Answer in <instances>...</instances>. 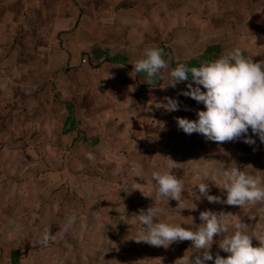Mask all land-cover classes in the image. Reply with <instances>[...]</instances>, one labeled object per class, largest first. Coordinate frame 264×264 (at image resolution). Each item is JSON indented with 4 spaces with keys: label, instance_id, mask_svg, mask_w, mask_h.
I'll use <instances>...</instances> for the list:
<instances>
[{
    "label": "rangeland",
    "instance_id": "1",
    "mask_svg": "<svg viewBox=\"0 0 264 264\" xmlns=\"http://www.w3.org/2000/svg\"><path fill=\"white\" fill-rule=\"evenodd\" d=\"M9 2L8 7H0V35L6 32L8 46L15 47L11 30L19 8L14 0ZM198 9L200 13L202 9L195 10ZM215 9L216 17L209 22L205 21L208 17L197 15L198 21L185 24L184 37L189 42L198 40L197 52L205 51L209 59L205 46L215 42L219 46V50L216 47L218 58L235 48L241 49L245 57L255 60L262 57L264 0H217ZM172 43L174 41L170 40L169 46ZM0 58L5 63L0 71V108L6 113L2 123L7 129L0 131L3 146L0 153L8 165L14 162L17 171L27 169L18 184L23 203L6 204L7 196L3 201L8 210L3 217L9 219V227L14 223L15 207L19 212L24 209L16 217L24 221L22 229L6 236L8 244L3 249L9 254V260L4 262L0 255V264H179L178 260L184 255L194 262L202 251L198 253L193 249L191 241L174 242L167 248L135 242L140 211L156 206L163 210L165 222L181 223L186 229L198 227L202 223L200 212L213 211L221 205L210 203L209 207L207 198L200 196L197 185L205 180V171L223 169L220 168L223 162L229 161L239 169L241 161L247 174H264V164L260 161L264 160V143L251 129L248 135L255 140L253 145L244 143L241 138L226 142L225 147L206 140L210 149L194 148L202 141L199 137L204 136L184 133L176 120L177 117L196 120L197 110H204L203 104L180 94L188 90L190 81L176 87L169 85L170 82L166 86L152 87L135 103H122L115 99L119 91L121 97H125V88L115 79L105 81L97 70L79 72L63 82L46 70L26 69L33 62L41 61L42 56L23 55V72L14 69L15 60L11 55ZM39 65L42 67V62ZM74 79L79 83L75 89L71 81ZM53 80L56 81L52 84ZM201 90H204L202 86ZM131 93L126 92L130 96ZM77 94L79 109L73 107V116L56 110V118L53 117L54 108L60 110L65 106V98L71 102L77 99ZM167 98L179 101L178 111L166 110ZM15 116H18L17 121ZM169 157L177 163L174 169L167 168ZM165 170H171L184 181L181 201L188 209L180 210V215L174 212L178 205L176 200L167 202V198L156 197L151 173ZM137 176H142L143 180ZM136 182L141 183L140 191L131 190ZM214 185L209 188L210 195L226 194L222 185ZM40 201L41 220L37 221L33 212ZM246 206H235L241 214L239 218H247L249 234L255 233L257 238L264 236L262 205ZM70 215H75L76 219L71 228L64 231ZM30 216L34 221L29 223L26 217ZM232 219L227 225L229 235L234 232ZM49 228L56 239L45 246L40 241L44 230ZM225 235L213 237L210 248L213 260L205 264H214L217 253L227 258L228 253L219 247ZM252 244L258 247L259 241L253 237Z\"/></svg>",
    "mask_w": 264,
    "mask_h": 264
},
{
    "label": "crops",
    "instance_id": "2",
    "mask_svg": "<svg viewBox=\"0 0 264 264\" xmlns=\"http://www.w3.org/2000/svg\"><path fill=\"white\" fill-rule=\"evenodd\" d=\"M9 1L0 0V7H8ZM14 1V5L19 9L17 10L18 13H16V21L12 22L14 28H11V32L12 34L14 33L15 38H12L15 39L17 46H8L7 34H5L6 32L3 33V35H0V56L9 57L11 55L15 60L14 69L21 72L25 70L23 55L42 56L41 61L37 60L33 62V59H31L33 63L30 67L26 66V69L30 68L31 72H38L40 69L46 70L53 73V77H56L57 81L59 78L63 82L69 76L78 74L79 72L92 69L97 70L102 74L105 81L113 82L115 79L120 87L125 88L123 91H132L131 96L127 95L126 92L123 93V96L125 95L124 98L121 97L122 92L119 91V96L115 99L118 102L135 103L146 89L168 85L171 82L169 71L180 63H186L189 68L199 67L202 63L208 62L207 60L210 62L218 58L219 51H216V47L219 50V46L215 45V42H208V45L206 44L205 46L209 54L207 55L209 59H207L208 57L205 56L204 50L202 53L200 50L197 52L198 47L196 48V46H199L197 39L196 41H192L191 39L189 42V39H185L184 37L185 24L198 21L197 15L208 17L205 20L207 22L216 17V13L213 11H216L217 0ZM197 8L202 9V11L200 10L201 14L199 13V9L195 10ZM4 30H6L5 26ZM25 34L26 37H24ZM13 39L11 44H13ZM170 40H173L174 43L169 46ZM147 47H157L163 50V59L169 65V70L161 73L163 76L162 80L154 78L151 82H147L146 73L137 74L134 78L130 75L133 71L132 64L142 58L144 49ZM21 48L24 49L21 50ZM2 60L0 58V71L5 67V63ZM83 60L85 61L83 62ZM40 62L43 64L42 67L39 65ZM253 62H264V54L256 60L253 59ZM189 75L191 74L189 73ZM74 80H71L73 89L79 86L78 81ZM190 80L191 78L189 77ZM55 81L53 80L52 84ZM44 83L45 81L42 82L43 85ZM78 97L80 96L77 94V99H72L71 102H68L69 99L65 98L67 99L65 100V106L60 107V110L54 108L55 116L53 117L56 118L57 111H65L68 113V116L69 113L73 116V107L75 110L79 109L80 98ZM147 105L150 106V102ZM127 111L129 113V108ZM181 113L184 114L183 107L181 108ZM4 114H6L5 111L0 108V131L7 130L5 124L2 123V116ZM17 118L18 116H15L16 121ZM199 139L202 141L195 144L196 147L194 148H197V146L198 148L202 146L207 149L208 147L209 149L211 148L205 137L200 136ZM219 145L225 147L228 144L224 142ZM2 147L0 143V151H2ZM260 161L261 164H264V160ZM223 163L220 168L227 169L235 166L231 161L227 164ZM238 165L239 170L244 173L247 172L241 161H239ZM213 167L215 168L214 165ZM26 170L25 168L24 171H17L14 162L13 165H8L5 157L0 153V250H3L2 252L0 251V255L3 256L4 262L7 259L9 260V254L3 249L8 244L6 236L9 232L22 229L24 220L16 217H18V214H22L24 209L22 208V212H19L18 207L14 208V223L12 227H9L7 225V220L9 219L3 217L8 211L3 201L7 196L8 201L6 204L16 205L23 203L22 196L18 194V184L21 183L19 179ZM212 172L213 170H210L209 177L202 181L207 182L209 188L214 184L211 180ZM251 173L253 174V172ZM257 176L264 180V174L263 176L257 174ZM194 188L197 189L196 186ZM217 191L216 189L215 192ZM210 194H212L211 189H209ZM215 196L224 198L226 194L221 193L219 195L216 193ZM53 200L52 198L51 201ZM49 202V199H47V206H49ZM209 204L210 202L208 203L210 207ZM260 205L264 208L263 204ZM41 207L40 201L33 212L34 219L37 221L41 220ZM245 207L247 206L245 205ZM213 209V212L216 213H228L230 217L234 218L229 217V219L233 220L232 223L243 221L248 224L247 218H239L241 214L237 213L239 210L235 206L221 203L219 207ZM31 216L26 217L29 223L34 221L31 219ZM195 228L197 227L194 226L190 229L195 230ZM12 253H15V251ZM11 256L16 257V255Z\"/></svg>",
    "mask_w": 264,
    "mask_h": 264
},
{
    "label": "clouds",
    "instance_id": "3",
    "mask_svg": "<svg viewBox=\"0 0 264 264\" xmlns=\"http://www.w3.org/2000/svg\"><path fill=\"white\" fill-rule=\"evenodd\" d=\"M132 65L133 71L130 75L134 78L137 74L146 73L147 82L154 78L162 80L161 73L169 70V65L163 59V50L157 47L145 48L142 58ZM169 76V85L172 87L188 82L190 77L188 90H182L180 94L204 105L205 110H197L196 120L176 118L178 127L184 133H198L206 140L217 143L243 138L244 143L253 145L255 140L248 135L251 129L252 134L264 143V62H253L252 57H245L241 49L235 48L219 58L202 63L199 67L189 68L186 63H180L169 71ZM165 108L169 112L178 111L180 103L177 99L167 98ZM176 164L168 158V169H174ZM204 176L208 178L209 172L205 171ZM137 177L143 180L142 176ZM151 179L155 182L157 198L178 202L174 212L180 215V210L188 209L181 201L185 190L183 180L167 170L153 171ZM211 180L215 185H222L227 198L221 201L220 197L209 195L208 183L201 182L197 185L200 196L206 197L210 203H226L241 208L245 205L264 204V180L244 173L237 166L213 170ZM140 187L141 183L136 182L131 190L140 191ZM142 194L153 199L151 195ZM260 211L264 212V208ZM162 214L163 210L156 206L149 207L146 211L141 210L137 215L140 228L133 240L165 248L174 242L191 241L193 249L198 253L202 251V255H197L194 262L191 257L184 255L178 260L179 264H205L206 261L213 260L210 252L213 237L226 233L219 247L228 256L224 258L217 253L214 264H264V236L257 238L255 233L249 234L248 224L243 221L232 224L234 232L229 235L228 213L211 210L200 212L199 219L202 223L195 230L186 229L181 223L165 222ZM75 219V215H70L63 230L70 229ZM253 237L259 241L258 247L253 246ZM55 239L56 234H50V228L45 229L40 243L47 246Z\"/></svg>",
    "mask_w": 264,
    "mask_h": 264
},
{
    "label": "built area",
    "instance_id": "4",
    "mask_svg": "<svg viewBox=\"0 0 264 264\" xmlns=\"http://www.w3.org/2000/svg\"><path fill=\"white\" fill-rule=\"evenodd\" d=\"M85 60H83V62H84Z\"/></svg>",
    "mask_w": 264,
    "mask_h": 264
}]
</instances>
